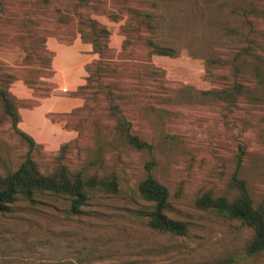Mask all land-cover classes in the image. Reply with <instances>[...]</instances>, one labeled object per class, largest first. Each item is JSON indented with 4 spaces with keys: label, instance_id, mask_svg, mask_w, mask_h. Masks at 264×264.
<instances>
[{
    "label": "rangeland",
    "instance_id": "1",
    "mask_svg": "<svg viewBox=\"0 0 264 264\" xmlns=\"http://www.w3.org/2000/svg\"><path fill=\"white\" fill-rule=\"evenodd\" d=\"M2 2L0 74L8 76L9 91L20 98L18 126L33 146L0 114V173L14 169L28 150L39 168L48 170L67 142L65 163L71 171L114 169L121 191L93 197L79 214L68 213L60 196L39 195L31 203L16 200L0 214V264H205L241 251L248 230L196 208L194 199L206 189L213 195L233 193L228 183L240 141L245 153L237 175L254 201L264 199V17L236 11L263 8L264 0ZM131 9L148 16L150 29H134ZM80 19L106 30L104 57L91 54L88 27ZM145 39L172 52L152 53ZM248 44L256 57L238 60L235 76L232 55ZM26 45L34 46L39 56L49 52L50 60L26 58ZM92 57L100 59L101 79L110 84L131 131L151 143L150 151L114 140L111 120L99 107L92 115L99 137L89 122L77 133L68 126L86 100L69 96L62 86L57 89L53 80L67 74L61 68L72 65L80 68L78 78L84 83ZM234 78L242 90L236 107L224 112L206 91ZM25 95L43 104L73 98L74 106L42 115L32 112L40 102L26 105L21 99ZM26 124L32 135L22 129ZM150 157V172L166 186L172 215L187 222L186 236L154 232L137 214L145 203L134 188ZM238 254L234 264H264V255Z\"/></svg>",
    "mask_w": 264,
    "mask_h": 264
},
{
    "label": "trees",
    "instance_id": "2",
    "mask_svg": "<svg viewBox=\"0 0 264 264\" xmlns=\"http://www.w3.org/2000/svg\"><path fill=\"white\" fill-rule=\"evenodd\" d=\"M77 4L85 5L90 0H76ZM236 11L242 12L245 16L252 15L264 17V7H251L248 10L241 8ZM4 12L3 2L0 0V17ZM133 14L134 29L143 27L150 29L151 25L146 14H141L131 9ZM80 22L88 27V44L91 52L96 56L104 57L106 49L101 43L106 30L93 20ZM3 27H11L4 24ZM19 32V30H17ZM27 33H30L27 30ZM0 36H3L0 31ZM31 39V38H28ZM30 42V40H29ZM150 51L155 54L168 55L171 48L158 46L149 39L143 40ZM252 42V41H251ZM4 43L0 39V46ZM253 43V42H252ZM254 44V43H253ZM24 47V46H23ZM26 45V58L36 56L50 60L47 51L39 56L34 46ZM264 49V45L261 46ZM27 48V49H26ZM47 55H46V54ZM254 55L252 47L248 44L241 46L234 51L231 66L235 76L239 72L238 60L245 56ZM100 59H93L87 65L85 82L70 93L71 96H80L86 100L74 119L67 120L68 126L77 132L84 129L87 122L94 128L96 136L99 137L97 126L92 122V115L96 107H99L103 114L111 120L110 134L114 140L123 142L130 147L150 151L151 143L142 139L131 131V123L121 110L120 103L115 100L110 84L101 79L104 68ZM256 70V64H253ZM8 76L0 74V114L10 128L25 141L29 148L33 146V140L26 133L17 127L19 121L18 105L16 99L8 90ZM242 90V83L234 78L228 85L218 89L206 91L217 100L224 112H231L237 105ZM35 101L25 100L23 103L31 105ZM89 103V104H88ZM67 142L62 143L57 155L48 170H41L35 160L26 152L23 159L14 169L0 173V214L10 210V206L18 199L31 203L39 195L49 194L60 196L66 200V211L71 214L83 212V207L95 196L117 195L121 191V179L114 169L108 171H92L86 173L83 168L71 171L65 163V148ZM245 145L239 142L235 151L236 167L231 173L228 186L232 194L213 195L209 189L202 191L194 199V206L198 209L209 210L228 220L235 221L241 227L248 230V236L244 240L241 251L232 252L222 258L207 262L205 264H234L235 254L239 257H258L264 255V199L254 201L247 191L246 182L237 175V167L242 164ZM154 165V159L150 157L145 163V175L136 183L134 191L144 201V205L138 209L137 214L144 219L146 228L167 236H186L188 231L187 222L172 215V205L168 199V190L164 184L159 182L150 172ZM241 252V253H240Z\"/></svg>",
    "mask_w": 264,
    "mask_h": 264
},
{
    "label": "crops",
    "instance_id": "3",
    "mask_svg": "<svg viewBox=\"0 0 264 264\" xmlns=\"http://www.w3.org/2000/svg\"><path fill=\"white\" fill-rule=\"evenodd\" d=\"M89 48H90V45H89ZM90 52H91V48H90ZM91 54L93 55L92 52H91ZM92 59H93V57H92ZM80 61L81 60L78 58L77 59V62L79 63ZM65 70L67 71V74L66 75H60L59 77H57L56 80H53V82L56 83V85H57L56 88L57 89H59V87L62 86L60 88L61 91L66 92L67 90H69L70 91L69 92V96H71L70 93L73 92V91H75L78 86L82 85L84 79H79L78 78V76H80V73H79L80 68H78V67H75V66H72V65L70 66L69 65L67 68H61L59 71H61L63 73V71H65ZM10 93L16 99H18V100L20 99L16 95H14L12 92H10ZM71 97H75L76 98L77 96H71ZM21 99L22 100H33V101H35L34 102L35 104H37L38 101H39L40 103H38V104H41V105L40 106L38 105L37 107H35L34 110H32V112L38 113V114H42V115H43V113L66 112V111H68V106L67 105H69V107H71V108L74 106V99L73 98H70V101H67V103H64V104H61V103L60 104H56V103H46V104H43L41 102V99H38L37 97H33L31 95H25ZM34 103H33V105H35ZM33 105H31V106H33ZM18 113H19V121H20V117L21 116H20L19 109H18ZM19 121L17 123V127L18 128H19V126H18ZM23 127H25V128H23ZM23 127H22V129H24L27 133H29L30 135H32L31 134V130L29 128L30 127L29 124H26V126H23Z\"/></svg>",
    "mask_w": 264,
    "mask_h": 264
}]
</instances>
